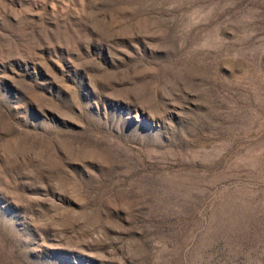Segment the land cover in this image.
<instances>
[{"label": "rangeland", "instance_id": "374dc122", "mask_svg": "<svg viewBox=\"0 0 264 264\" xmlns=\"http://www.w3.org/2000/svg\"><path fill=\"white\" fill-rule=\"evenodd\" d=\"M0 264H264V0H0Z\"/></svg>", "mask_w": 264, "mask_h": 264}]
</instances>
